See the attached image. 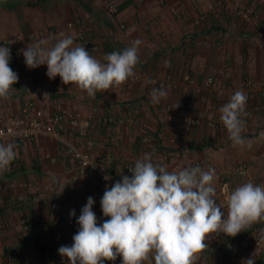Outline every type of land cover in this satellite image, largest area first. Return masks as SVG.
<instances>
[{
	"label": "crops",
	"instance_id": "obj_1",
	"mask_svg": "<svg viewBox=\"0 0 264 264\" xmlns=\"http://www.w3.org/2000/svg\"><path fill=\"white\" fill-rule=\"evenodd\" d=\"M82 1L89 10L78 0H0V45L10 48L9 66L19 77L11 92L13 97H9L13 100L0 98V120L20 116L25 107L53 111L65 107L84 112L98 107L100 114L118 118L133 113L134 123L100 124L95 130L83 124L68 133L66 139L91 155L109 156L115 171L124 164L134 167L144 153L162 160L161 165L169 171L197 165L212 167L216 172V199L221 205H225L226 190L248 181L263 184L264 139L260 134L264 133V0H113L119 10L116 18L106 11L104 0ZM234 3L256 10L259 19L245 21L230 9ZM80 30L93 47L88 51L101 62H105L106 54L122 51L139 38V63L134 77L92 98L75 85L63 84L59 76L49 79L47 65L35 69L26 66L21 49L40 40L50 41L45 47H51L62 38L61 34L71 36L73 46H81ZM18 37L22 40L16 45L3 43ZM166 74H173L178 85L191 74L197 82L194 89L205 86L207 78L213 77L225 89L217 99L215 92L205 87L194 95L201 99L189 110L202 121L189 127L177 117L181 86L171 87L159 104L150 101L151 89L159 88L153 77ZM226 74L231 75L230 79ZM237 90H243L248 98L247 115L241 117L245 122L244 147L233 145L218 111ZM168 104L175 105L173 113L166 110ZM207 120H213L218 129ZM157 131L163 136L161 142L147 143L144 136ZM89 139L91 148L86 144ZM8 143L16 145V158L8 170L0 172V210L5 212L4 216L0 214V264L8 260L6 250L22 240L26 243L16 255L18 260L36 259L46 264L42 258L49 253L47 264H68L58 249L73 243L72 237L79 229L76 220L88 197L95 201L93 211L98 224L108 219L100 205L103 196L95 195L97 183H68L75 166L64 144L55 138L41 135L23 144L4 140V144ZM240 166L246 167L247 176L239 175ZM28 182L34 187H26ZM47 187L61 195L63 201H53ZM17 197L25 202L21 211L13 212L8 205ZM72 210L75 216H70ZM222 210L227 215L226 206ZM60 228L63 234L56 237ZM207 244L194 264H242L253 253L256 264H264V220L235 237L213 234ZM104 264H122V258Z\"/></svg>",
	"mask_w": 264,
	"mask_h": 264
},
{
	"label": "clouds",
	"instance_id": "obj_2",
	"mask_svg": "<svg viewBox=\"0 0 264 264\" xmlns=\"http://www.w3.org/2000/svg\"><path fill=\"white\" fill-rule=\"evenodd\" d=\"M61 37L51 47H45L50 41L40 40L21 49L26 66L35 69L47 65L49 79L59 76L63 84L75 85L92 98L134 77L139 38L122 51L106 54L105 62H101L84 46H73L71 36ZM10 60V48L0 45L3 99L10 97L19 79L9 66ZM149 96L151 103L159 104L167 92L162 87L152 88ZM247 100L243 90H237L218 109L234 146L246 144L241 117L247 115ZM260 137L264 139V133ZM15 148L14 143L0 144V172L8 170L16 158ZM129 172L131 175H123L110 188L106 186L100 205L108 219L102 224H98L93 211L94 199L88 197L76 220L79 229L72 237L73 243L58 249L68 264H104L117 257L122 258V264H194L197 254L208 248L207 241L213 234L235 237L264 220V185L248 181L226 190L225 205H221L216 199V172L212 167L197 165L169 171L153 163L152 153H144ZM103 178L111 179L107 174ZM225 206L227 215L222 210ZM70 216H75V210ZM253 256L242 264H256Z\"/></svg>",
	"mask_w": 264,
	"mask_h": 264
},
{
	"label": "built area",
	"instance_id": "obj_3",
	"mask_svg": "<svg viewBox=\"0 0 264 264\" xmlns=\"http://www.w3.org/2000/svg\"><path fill=\"white\" fill-rule=\"evenodd\" d=\"M230 9L234 11L237 15H239L242 19L247 22L256 21L259 19V13L253 9H246L242 7L240 4H233L230 6ZM109 11L111 13L119 15L118 7L114 2L109 3ZM73 24H71L72 26ZM262 31L264 32V23H261ZM79 38L82 41V45L85 49L91 50L93 47L91 46V42L88 41L84 36V31L80 30ZM17 40H6L4 41V45H11L16 43ZM231 75L226 74V78L230 79ZM154 83L158 87H162L163 89H170L171 87H177L179 84L176 77L173 74H166L164 77L154 76ZM196 80L192 79L190 75H185L183 77V81L181 82L182 89L186 92L184 100L182 103L186 104L188 95L192 92L195 94H200L204 90L210 92H215L216 99L220 98L223 94L224 87H222L221 83H217L216 79L213 77H209L206 80L205 86L194 89V85L196 84ZM248 86V85H247ZM168 111L171 112V108H168ZM170 114V113H169ZM135 115L133 113H128L124 117H117L112 114H100V108L92 107L88 111L81 110H72L65 107H60L55 111H51L50 108L42 107V108H33V107H25L20 116L7 119L5 121L0 120V144H4V140L10 139L17 143H26L29 141L35 140L38 136L46 135L52 138H55L61 141L67 154L72 158L74 162L75 169L71 168L70 176L68 178V183L77 184L79 182L85 181H95L97 183V192L96 196H103L106 186L111 187L116 181L121 180L124 174L131 175L129 169H131L132 165H120L117 170V174L114 175L111 173L110 165L112 163V159L109 156H101V155H91L86 152L82 147H78L75 144L70 143L66 138L67 134L73 130H78L81 125L88 124L91 126L92 130H95L99 127L100 124L106 125H120L122 123H134ZM178 120L180 123H184L187 125L196 126L201 123L202 119L193 116L191 114L188 107L183 106L180 108V112L178 114ZM211 127L216 128V124L210 123ZM145 131V130H144ZM145 141L149 142L150 137L148 133L144 136ZM86 144L88 148H91L93 143L92 141L86 140ZM160 159H153V163L161 164ZM240 176H247V169L245 166H240L238 169ZM107 174L111 177L110 180H105L103 177ZM264 185V184H257ZM26 187L31 188L34 187L32 182H28ZM45 190L51 196V199L56 202H62L63 197L57 193L51 192V190L47 187ZM1 204V200H0ZM63 234V230L60 228L56 232V237H59ZM248 240V238L246 239ZM257 241H260V238H257ZM15 256L11 257L10 264H39L36 259H31L28 262H22L16 258ZM50 259V254L45 253L42 260L48 262Z\"/></svg>",
	"mask_w": 264,
	"mask_h": 264
},
{
	"label": "trees",
	"instance_id": "obj_4",
	"mask_svg": "<svg viewBox=\"0 0 264 264\" xmlns=\"http://www.w3.org/2000/svg\"><path fill=\"white\" fill-rule=\"evenodd\" d=\"M78 1H80V4L84 7V8H86L87 10H89L88 9V6H87V4H85V2H83L82 0H78ZM104 2H105V4H106V7H107V10L106 11H108V13L110 14V15H112L113 17H118V15L117 14H114V13H111L110 11H109V3L110 2H114L113 0H104ZM187 75H190V77L194 80V78H193V76L191 75V74H187ZM200 86H202V85H200ZM160 88V87H159ZM166 92H169L170 91V89H164ZM181 90H183L182 91V94H180V97H179V104H178V108H177V112L178 111H180V108H182L183 106H186V107H188L189 109H191L193 106H194V103H196L199 99H201V98H199L198 96H194V95H196L194 92H192V93H190L189 95H188V98H187V103L186 104H184V103H182V100H184V98H185V95H186V92H184V89H181ZM58 96V97H57ZM56 97L57 98H59V97H62V96H60V95H57ZM172 107V104H168V106L166 107L167 109L166 110H168V108H171ZM192 110V109H191ZM51 111H52V109H51ZM173 111H174V108L172 109L171 108V113H173ZM191 112V114H193L192 113V111H190ZM178 114H179V112H178ZM213 123L214 121L213 120H207V123ZM215 124V123H214ZM185 125V124H184ZM187 125V124H186ZM216 126H217V124H216ZM189 127H192V125H190ZM216 129H218V126L216 127ZM148 136L150 137V141H156L157 143H160L161 142V137H163L162 136V134L160 133V131H157V132H148ZM145 138V137H144ZM34 141V140H33ZM20 143V142H19ZM147 143H149V142H147ZM20 144H23V143H20ZM182 151V150H181ZM73 164H74V162H73ZM118 167L119 166H117L116 167V169L118 170ZM113 168V162L111 163V165H110V170H111V173L112 174H114V175H116L117 174V170L115 171V170H113L112 169ZM124 175H126V174H124ZM35 203H37L36 201H35V197H34V199H32ZM25 201L23 200V199H20V198H13V199H11V202H10V204L8 205L9 206V210H12L13 212L14 211H21V205L24 203ZM37 205H38V203H37ZM11 207V208H10ZM2 210H0V212H1ZM2 216H4L5 215V212L4 211H2V213H0ZM8 218V217H7ZM4 220H6V217L4 218ZM104 221V220H103ZM26 239H27V237H26ZM24 243H26V242H24V240H22L20 243H19V245H14V247H10V248H8L7 250H6V254H5V258H8V260L7 261H5L4 262V264H10V260H11V257L12 256H15L14 258H16V259H18V257H16V255H18V252L20 251L19 249H21V247H22V245L24 244ZM23 248V247H22ZM12 256H11V255ZM46 264L48 263V262H45ZM11 264H12V261H11Z\"/></svg>",
	"mask_w": 264,
	"mask_h": 264
},
{
	"label": "rangeland",
	"instance_id": "obj_5",
	"mask_svg": "<svg viewBox=\"0 0 264 264\" xmlns=\"http://www.w3.org/2000/svg\"><path fill=\"white\" fill-rule=\"evenodd\" d=\"M108 12V11H107ZM12 40H17L16 41V43H13V44H11L10 46H13V45H16V44H18V43H20L21 42V40H22V38H20V37H18V38H13ZM42 75V74H41ZM44 75H42L41 77H43ZM41 80H44L43 78H41ZM10 96H12L13 97V95H10ZM12 97L11 98H9V99H12ZM8 99V100H9ZM13 100V99H12ZM172 109L173 108H175V105H172V107H171ZM239 169V168H238ZM263 184H264V181H261Z\"/></svg>",
	"mask_w": 264,
	"mask_h": 264
}]
</instances>
